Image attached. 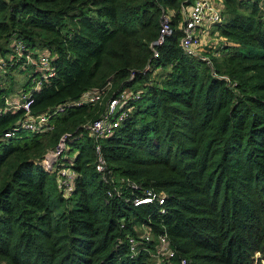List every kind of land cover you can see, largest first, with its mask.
Returning <instances> with one entry per match:
<instances>
[{"label": "trees", "instance_id": "1", "mask_svg": "<svg viewBox=\"0 0 264 264\" xmlns=\"http://www.w3.org/2000/svg\"><path fill=\"white\" fill-rule=\"evenodd\" d=\"M222 1L225 19L200 48L208 63L181 46L182 7L193 0H0V56L11 61L12 39L55 58L56 74L32 93L30 114L109 81L108 96L142 93L99 141L85 128L99 104L69 106L31 131L24 109L0 113V264H148L164 233L178 252L174 264H264V0ZM165 13L174 32L154 58ZM18 67L31 70L29 93L34 66L4 68ZM11 93L0 85V106ZM67 134L60 161L78 175L68 199L58 171L41 164ZM148 190L167 195L162 219L156 205L134 203ZM144 223L153 241L142 238Z\"/></svg>", "mask_w": 264, "mask_h": 264}, {"label": "built area", "instance_id": "2", "mask_svg": "<svg viewBox=\"0 0 264 264\" xmlns=\"http://www.w3.org/2000/svg\"><path fill=\"white\" fill-rule=\"evenodd\" d=\"M187 2L189 0H186ZM183 18V38L181 40V46L185 54L191 57H200L210 63L208 56L200 52V48L209 45L212 39V27L218 23L224 21V3L222 0H193V4L182 7ZM163 21L159 31V36L156 42L152 44L154 58H158L159 52L157 51V46L165 42L167 37H170L174 29L172 28V18L169 13L163 15ZM13 54L10 56L11 61L0 56V68H4L8 64L14 65L21 62L23 67L29 65L34 66V82L30 88L29 93H21L17 97H6L5 106H0V113L7 111L24 109L26 114H28L22 126L26 130H37L42 128L48 123L49 119L55 114L64 112L69 106H79L82 104H93L102 105L103 111L101 115L86 123L85 128L91 130V134L97 138L99 141L106 135L112 134L114 129L120 127L128 118L130 110L133 108V103L131 101H138L142 96V93H136L132 90L125 88L124 91L114 92L113 95L108 96V91L112 88V83H109L103 88L90 89L85 91L84 95L78 101L67 102L66 105H59L57 107L50 108L48 111L41 115L30 114V107L34 102L32 93L35 90L40 89L46 82L56 74V64L55 58H53L49 52H43L37 56L28 49L25 44L21 41H15L13 43ZM150 66H147L149 69ZM37 72L39 75H37ZM134 78V75L131 79ZM4 96H0V99H4ZM18 128L14 127L11 131H8L3 135L2 138L10 139L18 133ZM70 134L64 135L57 146L51 149L41 164L47 171L57 170L58 171V186H60L62 195L68 199L74 193L76 186L75 181L77 179V172L69 165L63 164L60 159L65 158V153L67 149V141ZM97 149V167L99 171L103 174L104 178L107 172V164L104 158V154L100 143L96 144ZM107 180V179H106ZM128 180V179H127ZM119 183H126L133 188H138V185L126 181L125 179H119ZM116 191L121 195V189L116 186ZM109 195L113 196V191H109ZM167 195L162 193H157L153 190H148L143 198H138L134 200L136 206H141L143 204H154L157 206V215L159 218H163L167 212L166 206ZM144 234L142 238L149 242L153 241V234L149 228V225L144 223L143 229ZM158 243L154 251H151V257L155 258L154 262L148 264H174L172 259L178 254V252L173 248L171 240L168 235L164 233L158 238ZM132 250L137 251L136 246L138 240L131 237ZM144 241H140L143 243ZM187 258L183 257L181 264H187Z\"/></svg>", "mask_w": 264, "mask_h": 264}, {"label": "rangeland", "instance_id": "3", "mask_svg": "<svg viewBox=\"0 0 264 264\" xmlns=\"http://www.w3.org/2000/svg\"><path fill=\"white\" fill-rule=\"evenodd\" d=\"M11 42L13 43L14 40L11 39ZM22 67H18L16 69L10 70L7 68H0V85L1 87L6 88L7 90H10L12 93L9 96L12 97H17L20 96L23 90L24 84L27 82L29 79L28 74L31 70L29 71H24L22 72ZM35 70V69H34ZM33 72V71H32ZM37 75L39 73L37 72ZM56 173L51 172L50 173V190L52 189L55 194L58 193V186L56 185ZM259 256V254H256Z\"/></svg>", "mask_w": 264, "mask_h": 264}, {"label": "crops", "instance_id": "4", "mask_svg": "<svg viewBox=\"0 0 264 264\" xmlns=\"http://www.w3.org/2000/svg\"><path fill=\"white\" fill-rule=\"evenodd\" d=\"M12 45H13V43H12Z\"/></svg>", "mask_w": 264, "mask_h": 264}]
</instances>
